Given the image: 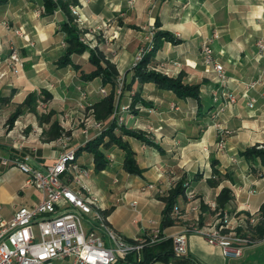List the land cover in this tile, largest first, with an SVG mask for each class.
Here are the masks:
<instances>
[{
    "label": "crops",
    "instance_id": "crops-1",
    "mask_svg": "<svg viewBox=\"0 0 264 264\" xmlns=\"http://www.w3.org/2000/svg\"><path fill=\"white\" fill-rule=\"evenodd\" d=\"M70 6H78L87 31L100 28L92 33L93 43L127 83L131 82L135 56L142 48H152L155 32L174 35L178 42L164 41L149 67L164 74L163 68H167L168 76L181 75L183 82L200 84L199 101L179 98L154 83L134 81L119 98V105L129 108L124 125L145 133L159 148L121 135L134 152L141 173L132 175L124 170V152L115 144L101 147L107 164L96 170L92 155L80 148L113 119L112 114L101 120L94 115V104L104 97L99 89L108 94L111 84H103L101 77H82L95 69L88 59L89 51L71 55V64L57 65L67 48L60 31L66 21L61 8L48 11L45 0H0V22L9 25L6 29L0 24V74L4 73L0 76V96L7 98L0 106V217L10 219L20 206H30L41 198L39 191L25 184L24 173L11 164L2 165L1 160L28 156L34 167L44 168L57 158L64 139L67 150L75 151L76 161L88 168L85 184L100 197L109 225L128 241L154 229L172 237L193 221L196 214L189 208L193 202L184 194L176 204L182 215L173 214V223L161 228V198L179 180L187 185L186 192H193L199 205L207 206L203 211L200 207L203 216L213 212L209 204L216 203L223 187L232 191V199L223 208L230 216L246 218L260 213L264 165L241 152L252 146L264 147V51L256 46L258 40H264V0H77ZM17 29L22 36L14 33ZM214 31L218 33L211 43L214 55L224 66L228 88L237 98L222 112L220 104L212 101L216 84L200 53L202 42ZM12 46L18 50L21 66L9 63ZM257 78L261 84L247 93L255 99L249 107L244 83ZM34 92L36 101L45 107L36 112L25 109L7 130L9 115ZM136 93L141 102L132 108ZM54 122L60 128L56 137L51 131ZM95 122L100 125L95 126ZM220 128L228 130L224 153L215 148ZM115 133L120 134L118 129ZM212 159L217 162L216 174ZM118 175L119 185L103 191L104 179L112 176V183L117 184ZM93 178L99 180L98 185ZM252 189L255 192L250 194ZM113 195L120 197L113 200ZM120 201L121 206H117ZM213 221L206 218L201 225ZM258 225L236 229L239 235L255 241L239 258L224 257L220 247L195 232L187 234V255L199 264H264V241L257 233ZM52 264L72 262L65 259ZM153 264L185 263L173 258Z\"/></svg>",
    "mask_w": 264,
    "mask_h": 264
},
{
    "label": "built area",
    "instance_id": "built-area-1",
    "mask_svg": "<svg viewBox=\"0 0 264 264\" xmlns=\"http://www.w3.org/2000/svg\"><path fill=\"white\" fill-rule=\"evenodd\" d=\"M70 11L75 21L82 26L84 20L78 6H70ZM0 24L9 29L7 22ZM99 29L95 27L92 31ZM14 33L23 35L20 29ZM89 33L91 31L80 34L79 40L93 48L89 42ZM216 38L218 33L214 31L202 42L200 53L205 70L214 76L216 87L211 93L212 101L220 104L219 111L222 112L226 107L234 105L237 98L228 88L229 79L224 66L214 55L211 43ZM256 46L264 51V40H258ZM148 50L149 47H146L138 52L134 65ZM8 60L10 64L22 65L17 48L10 47ZM260 84V78L244 83L243 93L248 98L247 106L252 107L255 103V99L248 97L247 93ZM123 85V78L118 77L115 88L117 97L122 94ZM99 91L103 96L106 95L104 88ZM128 111V106L116 102L112 117L119 125L124 124V114ZM94 125L99 126L100 123L95 122ZM227 133L228 130L219 129L215 142L218 153L225 152L224 136ZM66 146L67 141L64 139L57 158L44 168L34 167L28 156L1 160L2 165L11 164L24 173L25 184L39 191L41 198L30 206H20L10 219L0 217V264H52L65 259H69L72 264H126L123 260L130 253H139L143 246L157 240L159 230L154 229L147 233L148 237H137L133 242H128L109 225L100 197L84 182L89 175L88 168H82L75 160V151L67 150ZM254 192L253 189L249 191L250 194ZM185 194L193 202L189 208L196 215L183 231L172 236L173 249L177 255L187 253L186 239L190 232L202 234L209 244L220 247L224 257L230 259L241 257L246 247L255 244L254 240L239 235L236 229L256 226L261 219L260 213L236 218L225 210H219L214 214L213 222L201 225L199 202L193 192ZM131 205L135 207L136 201L133 200ZM209 206L213 211L217 209L216 203ZM174 213L182 215L178 207ZM261 240L264 241V235Z\"/></svg>",
    "mask_w": 264,
    "mask_h": 264
},
{
    "label": "trees",
    "instance_id": "trees-1",
    "mask_svg": "<svg viewBox=\"0 0 264 264\" xmlns=\"http://www.w3.org/2000/svg\"><path fill=\"white\" fill-rule=\"evenodd\" d=\"M77 0H45V6L48 11L59 7L66 15V21L60 25V31L64 33L67 48L63 55L57 60L58 66H66L71 64V55L81 54L84 51H89V61L95 66V69L89 73H82L85 80H91L95 77H101L103 84H111L112 90L106 94L101 100L94 104V115L97 120L106 118L113 113L116 106L115 87L117 84L118 72L115 66L105 58L103 53L96 48H89L79 40L80 31L77 28L75 17L71 14L70 5L76 4ZM164 41L178 42V38L167 31L158 30L154 34V43L152 48L145 52L141 60L132 67L131 82L127 83L124 79L123 91L130 90L134 81L140 83H154L157 87L172 91L177 97L185 99L192 98L199 101L200 84L183 82L182 76L176 77L167 76L161 72L155 71L149 67L152 58L156 51L162 46ZM78 68V65H74ZM37 100L36 93H29L24 101L16 107L10 114L7 120V126L10 128L17 117L25 110L34 111V106ZM7 101V98L0 96V105ZM136 102H141L137 93L131 103L133 108ZM145 103V102H142ZM118 129L120 134H116L115 130ZM53 136L56 137L60 134L59 126L54 122L51 125ZM121 135L134 137L148 145L159 148V145L148 139L145 133L126 128L124 124L119 125L117 120L113 118L109 125L95 138L86 142L81 148L90 153L94 159L95 169H103L107 161L101 147L107 144H115L124 152L123 168L126 172L132 175H139V169L134 157V152L130 148L127 141L122 139ZM248 159H259L264 165V147L252 146L246 148L241 152ZM76 160V153H75ZM78 163V162H77ZM82 168H87L78 163ZM217 162L212 159L213 173H217ZM211 182V181H210ZM187 190V185L183 180H179L172 188H170L165 196L161 199L164 203L161 216V228L171 225L173 223L172 215L175 214L176 204L180 196H184ZM232 191L228 187H223L216 197V205L218 208L223 209L226 204L232 199ZM201 210L207 208L202 202L200 203ZM261 219L257 228V233L260 237L264 235V204L261 207ZM140 237H148L144 233ZM128 241V240H127ZM128 242H133L132 240ZM175 258L178 263L185 264H199L196 260L187 255H177L173 249L172 237H166L159 231L157 240L152 244L143 246L139 253H130L125 260L126 264H153L158 261L168 262Z\"/></svg>",
    "mask_w": 264,
    "mask_h": 264
},
{
    "label": "rangeland",
    "instance_id": "rangeland-1",
    "mask_svg": "<svg viewBox=\"0 0 264 264\" xmlns=\"http://www.w3.org/2000/svg\"><path fill=\"white\" fill-rule=\"evenodd\" d=\"M76 22V21H75ZM76 24H77V28L79 29V31H80V34L82 35L84 32H88L87 30L88 29H86V27H84L83 25V27L82 26H80L77 22H76ZM104 26V25H103ZM89 31H91V30H89ZM99 30H97V31H91V33H89V42L93 45V48H96L95 47V45H94V43H93V35H92V33L94 34L95 32H98ZM86 45V44H85ZM153 70H155V69H153ZM166 70H168L167 68H163V72H165V75H166ZM155 71H157V70H155ZM158 72H161V70L159 71V69H158ZM162 73V72H161ZM4 73H2V74H0V76H2ZM164 74V73H163ZM168 74H169V71H168ZM168 76V75H167ZM123 78V77H122ZM124 81V80H123ZM116 88V87H115ZM121 96V95H120ZM120 96H116L115 95V97H116V102H117V104L119 105V98H120ZM38 99H40V98H38ZM45 100V99H44ZM20 105V104H19ZM1 106V105H0ZM17 107V106H16ZM16 107H15V109H16ZM39 107H45V104H42V102L40 103V102H38V101H36V103H35V106H34V111L33 112H36L37 111V109L39 108ZM14 109V110H15ZM43 115V114H42ZM10 116V115H9ZM9 118V117H8ZM43 119L44 118H46V117H42ZM41 119V118H40ZM8 120V119H7ZM7 120H6V126H7ZM14 124V123H13ZM13 126V125H12ZM12 126L9 128L8 126L6 127V129L8 130V129H11L12 128ZM227 130V129H226ZM205 148V147H204ZM95 176V175H94ZM95 178H93V181H95L96 182V184L98 185V182H99V180L97 179H95ZM117 179H118V183L117 184H113L112 183V180H113V177L111 176V177H107V179H104V181H103V184H102V190L103 191H105V189H107V188H109V187H111L112 189H114L115 187H117L118 185H119V182L121 181V177L118 175L117 176ZM86 180L87 179H84V182L86 183ZM173 185H171V187H172ZM119 197L120 196H114L113 195V197H112V199L113 200H115L116 198H118L119 199ZM122 201H120V202H118L117 203V206H121V203ZM219 210H223V209H220V208H218L217 207V209L215 210V211H211V212H206V215L205 216H203V215H201L200 214V221L201 222H203V220H205L206 218H208V219H210V218H212V220H214V214L217 212V211H219ZM210 214V215H208V214Z\"/></svg>",
    "mask_w": 264,
    "mask_h": 264
}]
</instances>
